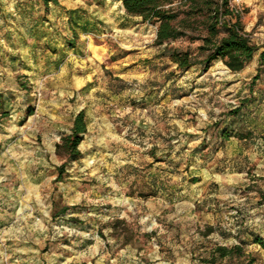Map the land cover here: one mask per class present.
Returning a JSON list of instances; mask_svg holds the SVG:
<instances>
[{"label":"rangeland","instance_id":"obj_1","mask_svg":"<svg viewBox=\"0 0 264 264\" xmlns=\"http://www.w3.org/2000/svg\"><path fill=\"white\" fill-rule=\"evenodd\" d=\"M217 2L174 0L165 45L200 59ZM229 7L258 48L239 73L178 70L120 0H0V264H264V0Z\"/></svg>","mask_w":264,"mask_h":264},{"label":"trees","instance_id":"obj_2","mask_svg":"<svg viewBox=\"0 0 264 264\" xmlns=\"http://www.w3.org/2000/svg\"><path fill=\"white\" fill-rule=\"evenodd\" d=\"M44 8L49 5L58 6V0H39ZM127 16L138 17L142 23L157 25L155 45L164 46V56L176 65L177 69L186 72L194 66H201L203 72H207L215 61H220L231 73L243 71L254 59L258 48L253 44L250 35L245 32L239 14L229 7V0H218L209 8V23L207 35L201 39V45L197 48L200 59L195 58L188 50L179 51L165 45L180 38H185L183 31L173 26L178 18L177 12L172 9L174 0H120ZM258 73L264 66V51L258 55ZM257 74L253 82L258 80ZM6 116V114L4 115ZM87 132L85 112L81 110L72 119L68 132L60 137L55 145V155L63 161L56 168L55 183L63 182L65 166L68 162L77 161L81 157L79 146ZM225 138H228L226 136ZM243 138V137H242ZM67 207H62L57 212L55 203L52 207V218L64 216ZM220 259H227L233 254L240 255L239 248L229 250L217 248L215 251ZM208 260L207 263L215 264L216 260Z\"/></svg>","mask_w":264,"mask_h":264}]
</instances>
